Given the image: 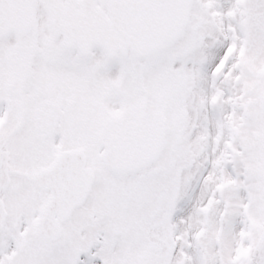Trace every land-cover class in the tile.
Instances as JSON below:
<instances>
[{"label": "snow or ice", "instance_id": "6c2138e0", "mask_svg": "<svg viewBox=\"0 0 264 264\" xmlns=\"http://www.w3.org/2000/svg\"><path fill=\"white\" fill-rule=\"evenodd\" d=\"M0 264H264V0H0Z\"/></svg>", "mask_w": 264, "mask_h": 264}]
</instances>
